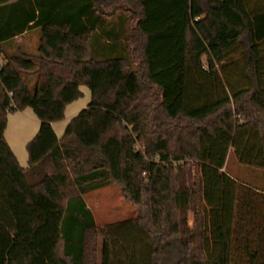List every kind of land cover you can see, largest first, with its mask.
<instances>
[{
  "label": "trees",
  "instance_id": "16d2710c",
  "mask_svg": "<svg viewBox=\"0 0 264 264\" xmlns=\"http://www.w3.org/2000/svg\"><path fill=\"white\" fill-rule=\"evenodd\" d=\"M0 54V264H264V188L225 169L264 174V0H0ZM27 106L23 166L4 132ZM111 183L144 210L98 228L85 194Z\"/></svg>",
  "mask_w": 264,
  "mask_h": 264
},
{
  "label": "rangeland",
  "instance_id": "374dc122",
  "mask_svg": "<svg viewBox=\"0 0 264 264\" xmlns=\"http://www.w3.org/2000/svg\"><path fill=\"white\" fill-rule=\"evenodd\" d=\"M34 50L35 49H32V51ZM2 62L3 58L0 55V64ZM81 92V95L77 97V99L66 105L63 114L64 117L53 121L54 130L60 136L64 134V130L70 119L80 110L84 109L91 101L90 88L86 83L81 86ZM7 117L8 122L4 132L6 139L14 150L20 165L27 166L28 151L26 145L37 134L40 120L29 106L17 111L9 112ZM227 158L228 160L225 169L229 174L237 177L243 183H250L254 187L264 188L263 172L242 164L238 157L233 153V149L229 152ZM181 163L184 162L182 161ZM197 174L198 169L194 161H190L188 166L180 172L181 178L190 184L198 179ZM85 199L91 210L94 212L95 222L98 228L105 227L107 223L135 217L144 210V207L141 204H135L132 202L126 194L123 193L121 186L117 183H111L104 186V188L89 191L85 194ZM196 203L199 204L198 201ZM193 220L194 213L192 210H189L187 212V222L190 226L194 225ZM99 239L100 237L98 233H91L90 243H92V245H94V242Z\"/></svg>",
  "mask_w": 264,
  "mask_h": 264
},
{
  "label": "crops",
  "instance_id": "0c3cea01",
  "mask_svg": "<svg viewBox=\"0 0 264 264\" xmlns=\"http://www.w3.org/2000/svg\"><path fill=\"white\" fill-rule=\"evenodd\" d=\"M39 33H40L39 27H34V28H30V29L26 30L22 34H19L18 37H16V39L10 45L9 51L21 50V51L33 52L32 49H36V47H37V43H38V40L40 37ZM204 57H203V59L206 62V56H204ZM58 136H60V135L58 134Z\"/></svg>",
  "mask_w": 264,
  "mask_h": 264
}]
</instances>
